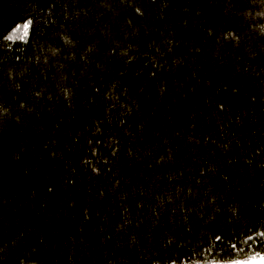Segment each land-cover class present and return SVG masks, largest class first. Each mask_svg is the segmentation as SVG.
I'll use <instances>...</instances> for the list:
<instances>
[{
    "label": "trees",
    "instance_id": "1",
    "mask_svg": "<svg viewBox=\"0 0 264 264\" xmlns=\"http://www.w3.org/2000/svg\"><path fill=\"white\" fill-rule=\"evenodd\" d=\"M261 231L264 0H0V264H197Z\"/></svg>",
    "mask_w": 264,
    "mask_h": 264
},
{
    "label": "snow or ice",
    "instance_id": "2",
    "mask_svg": "<svg viewBox=\"0 0 264 264\" xmlns=\"http://www.w3.org/2000/svg\"><path fill=\"white\" fill-rule=\"evenodd\" d=\"M30 24L31 20H26L23 25H17L13 29V32L22 29L23 35L20 38L24 39L28 36V28ZM12 38V36L7 37L9 40ZM257 235L261 237L260 240H255V236ZM215 239L219 241L221 240V237L217 236ZM245 243L248 244L249 248L252 249L247 255H240V253L244 252V249L239 248L237 244L233 243L230 244L229 247L237 255L230 256V258L227 259H209L206 262L197 261V264H264V251H256L253 248V244H256L257 246L264 244V231L247 236Z\"/></svg>",
    "mask_w": 264,
    "mask_h": 264
}]
</instances>
